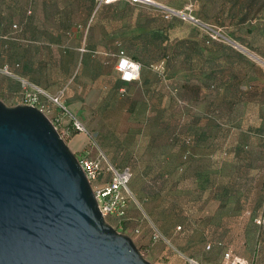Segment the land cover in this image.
Instances as JSON below:
<instances>
[{"label":"rangeland","instance_id":"obj_1","mask_svg":"<svg viewBox=\"0 0 264 264\" xmlns=\"http://www.w3.org/2000/svg\"><path fill=\"white\" fill-rule=\"evenodd\" d=\"M42 1L0 0V99L7 105L19 103L22 83L18 77L49 93L66 92V88L63 84L51 89L46 83H70L77 101V90L90 93V83H99L97 102H76L73 107L62 98L87 131L81 132L85 142L75 155L92 157L100 148L115 165L131 168L129 184L135 202H130L125 232L140 245L143 255L152 264H188L186 256L201 264H217L228 247L253 264H264V226L252 220L264 212V9L259 14L252 9L240 23L237 15L232 16L234 8L223 0H156L194 15L199 19L195 23L178 17L164 19L123 0L115 5L96 4L94 15L107 24L112 46L119 42L118 25L126 20L142 16L154 19L158 26L173 27L174 34L167 39L146 36L153 40L149 55L165 61L163 72L148 69L151 88L145 97L141 88L131 93L103 88L115 82L113 73L96 80L86 72L29 68L21 29L27 18L45 13ZM27 9L32 12L27 14ZM87 9L84 0H54L46 8L57 17L72 19ZM12 23L21 29L13 31ZM211 30L220 35L206 43ZM31 58L38 61L36 56ZM222 83L238 84L228 97V90L218 88ZM50 108L67 127L70 115L53 104ZM76 133L63 139L68 144ZM155 179L159 184L154 185ZM136 201L169 243L151 242ZM137 225L139 235L133 231ZM219 240L225 244L205 249L206 242Z\"/></svg>","mask_w":264,"mask_h":264},{"label":"water","instance_id":"obj_2","mask_svg":"<svg viewBox=\"0 0 264 264\" xmlns=\"http://www.w3.org/2000/svg\"><path fill=\"white\" fill-rule=\"evenodd\" d=\"M0 264H152L103 217L51 119L1 99Z\"/></svg>","mask_w":264,"mask_h":264},{"label":"crops","instance_id":"obj_3","mask_svg":"<svg viewBox=\"0 0 264 264\" xmlns=\"http://www.w3.org/2000/svg\"><path fill=\"white\" fill-rule=\"evenodd\" d=\"M73 1L83 2V0ZM84 1L88 9L82 12L81 16L77 19L70 17L60 18L47 11L46 8L50 4L53 5L54 0L42 1V8L45 13L41 17L27 18L24 23V29H21L23 32L20 39L24 42L26 48L25 56L28 67L32 66L34 68V66H37L36 68L45 72H86L91 73L92 78L96 80L109 72L116 75V80L113 83H105L103 88L117 89L120 92L126 93H131L133 89L141 88L142 94L145 97H149L151 83L147 76L149 73L148 69H151V66L154 68L160 61L164 62L165 60H157L155 54L152 57L149 55L150 40L152 39L151 37L146 38V36L147 34H154L158 27L162 25L158 26L152 21L154 19H145L142 16L137 17L135 20H126L121 25H118L117 38L119 42L117 41L116 46H112L110 42L111 34L107 24L103 23L101 18L98 19L94 15L93 10L96 4L99 7L101 5H109L110 3H103L98 0ZM31 12V9H27L26 11L27 14ZM170 26L169 24L167 25V31H170L168 35L173 36L174 29ZM138 37L141 38L139 39ZM119 48H123L129 56L134 57L140 63L141 71L138 79L131 82L119 79L118 72L115 69L117 61L116 53ZM31 56H36L38 61L35 62ZM63 84L64 88H66V92L63 89L65 94H63V97L65 96L66 100L71 103L70 106L74 107L76 102L90 103L97 102L98 100L100 91L97 90L96 86L99 83H90L92 85L90 93H82L80 90H77V94L79 95H76V98L80 99L79 101L74 99L75 93L71 94V90L69 89L70 83H46L47 87L51 89L61 87ZM237 84L222 83L221 87L218 88L228 90L227 96L229 97L231 95L230 89ZM172 87L175 90L179 86ZM238 87H242V84H239ZM55 93L57 91L50 94ZM208 102L213 101L211 99ZM52 112L53 109L50 108V114ZM84 142L85 136L82 133H76L71 137L68 144L71 150L77 153L81 150L82 143ZM198 150L203 153L207 151L205 148ZM230 230L233 232V228H230ZM231 238L232 235H230V245H233Z\"/></svg>","mask_w":264,"mask_h":264},{"label":"built area","instance_id":"obj_4","mask_svg":"<svg viewBox=\"0 0 264 264\" xmlns=\"http://www.w3.org/2000/svg\"><path fill=\"white\" fill-rule=\"evenodd\" d=\"M103 3H110L115 0H98ZM132 4L140 5L153 11L159 12L164 19L178 17L181 19H189L195 23L199 19L192 14H187L183 10L174 9L166 4L160 3L156 0H126ZM15 24L12 27L15 28ZM219 32L211 30L208 39L218 38ZM163 61H160L154 66L159 72L163 71ZM141 65L137 60L126 55L123 51H119L115 69L122 81L131 82L140 76ZM7 71V70H6ZM8 72V71H7ZM21 80L22 91L19 103L33 105L42 110L52 121L54 127L59 132L60 136L68 135L70 132H84L87 133L83 123L63 104L64 90H60L55 94H50L42 87ZM50 104L56 108L61 109L64 113L70 115L69 125L67 127L62 125V120L59 114H50ZM86 178L91 183L92 189L97 200L98 208L103 217L117 230L125 232L127 229L126 222L128 220V206L130 202H135L133 191L129 187V180L131 178V170L128 166H117L112 163L102 149L97 148L95 156L80 155L77 157ZM141 220H144L149 229V238L151 242L163 241L169 243V240L160 232L157 225L149 216L141 209ZM253 223L258 227L264 226V212L252 218ZM176 228H180L179 225ZM134 234L139 235L141 232L140 225L134 229ZM261 238L264 240V231L261 232ZM225 243L222 240L208 241L205 243V249L209 250L214 245L223 246ZM142 253V250H141ZM143 254V253H142ZM188 264H201L192 257H187ZM217 264H253L252 259H247L235 255L230 248H226L222 253V258Z\"/></svg>","mask_w":264,"mask_h":264},{"label":"trees","instance_id":"obj_5","mask_svg":"<svg viewBox=\"0 0 264 264\" xmlns=\"http://www.w3.org/2000/svg\"><path fill=\"white\" fill-rule=\"evenodd\" d=\"M117 1H119V0H115V1H112L113 3H114V5H115V2H117ZM123 1H126V0H123ZM127 3H129V1H126ZM223 2L224 3H229L228 5H229V8L231 9V8H234V11L232 12V16H234V15H237L238 16V19H237V21L238 22H240V23H244L246 20H247V18H248V15L250 14V13H252V9H254L255 8V10H254V12L256 13V14H259L260 12H261V10H263L264 9V0H250L249 2H246L245 0H223ZM110 4H112L111 2H110ZM130 4V3H129ZM223 5H225V4H223ZM27 11V10H26ZM156 12V14H160L159 12H157V11H155ZM161 15V14H160ZM162 16V15H161ZM13 24H15L16 26H15V28L13 27L12 29H13V31H19L20 29H21V27H20V25H18V24H16V23H12V25ZM1 26H2V23H0V28H1ZM168 31H167V25H162L161 27H158V29L156 30V32L154 33V34H151V37L152 38H154V39H156V38H158V37H164L165 39H167L168 38ZM205 41H206V43H208V42H214L215 40H213V39H208V38H206L205 39ZM119 51H123L126 55H128L127 53H126V51L123 49V48H119L118 50H117V53H116V57H117V55H118V53H119ZM129 56V55H128ZM129 57H131V58H133L134 60H136L134 57H132V56H129ZM6 70H7V68H6ZM8 71V70H7ZM140 71H141V68H140ZM8 72H10V70L8 71ZM119 77V76H118ZM18 78H20V79H24V80H26V81H28V82H31V81H29L28 79H25V78H21V77H18ZM120 79V78H119ZM121 80V79H120ZM31 83H33V82H31ZM35 84V83H34ZM37 85V84H36ZM211 87H213V85H211ZM21 91H22V86H21ZM216 122H218L217 121V119H214ZM219 123V122H218ZM186 142H188L189 141V139H186L185 140ZM183 157H184V159L185 158H187V153L186 154H184L183 155ZM129 167V166H128ZM130 168V167H129ZM130 170H131V168H130ZM131 173H132V170H131ZM131 177H132V174H131ZM130 180H131V178H130ZM130 180H129V183H130ZM154 185H156V184H159V180H157V179H155L154 180ZM129 187H130V184H129ZM131 189V188H130ZM132 190V189H131ZM133 191V190H132ZM128 212H129V210H128ZM257 216V215H256ZM128 219H130V217H129V215H128ZM137 247H138V249L140 250V252H141V249H140V245H138L137 244Z\"/></svg>","mask_w":264,"mask_h":264},{"label":"bare ground","instance_id":"obj_6","mask_svg":"<svg viewBox=\"0 0 264 264\" xmlns=\"http://www.w3.org/2000/svg\"><path fill=\"white\" fill-rule=\"evenodd\" d=\"M252 56H254L255 58L261 60L259 57L255 56V55H253V54H252ZM261 61H262V60H261ZM262 62H264V61H262Z\"/></svg>","mask_w":264,"mask_h":264}]
</instances>
